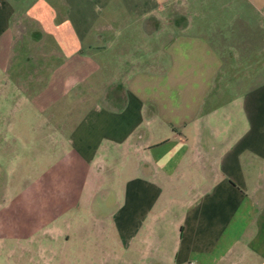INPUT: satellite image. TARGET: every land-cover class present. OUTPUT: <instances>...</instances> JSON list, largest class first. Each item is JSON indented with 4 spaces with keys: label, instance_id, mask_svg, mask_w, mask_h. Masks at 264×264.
Instances as JSON below:
<instances>
[{
    "label": "crops",
    "instance_id": "1",
    "mask_svg": "<svg viewBox=\"0 0 264 264\" xmlns=\"http://www.w3.org/2000/svg\"><path fill=\"white\" fill-rule=\"evenodd\" d=\"M20 136L80 264H264V0H0Z\"/></svg>",
    "mask_w": 264,
    "mask_h": 264
},
{
    "label": "rangeland",
    "instance_id": "2",
    "mask_svg": "<svg viewBox=\"0 0 264 264\" xmlns=\"http://www.w3.org/2000/svg\"><path fill=\"white\" fill-rule=\"evenodd\" d=\"M44 147L45 143L27 141L25 136L0 144V264H80L91 260L74 231L61 237L52 232L68 226L69 219L65 225L61 218L47 220L52 202L59 201L60 194L44 186L50 179L47 169L58 161L46 157ZM73 213L68 211L69 218ZM31 225L26 233L15 236Z\"/></svg>",
    "mask_w": 264,
    "mask_h": 264
},
{
    "label": "trees",
    "instance_id": "3",
    "mask_svg": "<svg viewBox=\"0 0 264 264\" xmlns=\"http://www.w3.org/2000/svg\"><path fill=\"white\" fill-rule=\"evenodd\" d=\"M110 87H111V85H110L108 88H106V90H105V95H104V99H105V100H108V101H109V97H108V95H107V91H109Z\"/></svg>",
    "mask_w": 264,
    "mask_h": 264
}]
</instances>
